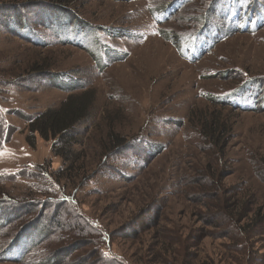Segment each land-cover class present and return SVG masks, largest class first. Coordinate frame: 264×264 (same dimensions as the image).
I'll return each instance as SVG.
<instances>
[{
    "label": "rangeland",
    "instance_id": "374dc122",
    "mask_svg": "<svg viewBox=\"0 0 264 264\" xmlns=\"http://www.w3.org/2000/svg\"><path fill=\"white\" fill-rule=\"evenodd\" d=\"M25 1L0 0V120L9 126L6 132L0 122V136L9 137L0 146V176L63 165L51 142L15 112L31 118L92 90L93 115L77 127L72 147L79 155L74 176H89L79 188L61 181L48 194L65 197L59 236L42 248L33 232L7 250L21 262L0 264H37L53 249L60 264H103L97 253L119 264H264V227L246 234L237 228L257 212L264 222V85L253 99L244 93L232 101L235 109L207 100L250 80L264 82V0H71L74 19L30 6L19 11L27 16L19 29L4 13ZM197 21L213 23L207 39L190 36L185 53L202 52L191 60L176 45ZM217 27L222 35L213 38ZM35 66L52 76L31 74ZM212 112L229 132L224 154L199 133L200 114ZM108 132L127 143L125 151L104 154L113 146ZM151 145L161 152L150 158ZM36 178L0 179V197L39 198L45 188ZM228 199L244 216L237 227L216 216ZM38 208L34 222L47 210ZM69 210L89 229L69 222ZM68 232L80 239L66 241Z\"/></svg>",
    "mask_w": 264,
    "mask_h": 264
},
{
    "label": "trees",
    "instance_id": "16d2710c",
    "mask_svg": "<svg viewBox=\"0 0 264 264\" xmlns=\"http://www.w3.org/2000/svg\"><path fill=\"white\" fill-rule=\"evenodd\" d=\"M214 1H212L209 5L210 13L212 12L211 17L214 16L215 13ZM70 2L71 0H26L24 3L20 2L18 4H11L10 8L8 10H5L6 12L4 13V15L8 24L13 21L12 24L16 25L19 29L23 25H27V16L23 15V13H20L19 11L23 9L28 10L30 6L35 7L38 13H43L46 15H49L53 12L66 13L67 15H69V20H71L74 19V16H72L70 10L67 9V6ZM21 5L23 6L21 7ZM207 17H209V14ZM195 18L201 19V17ZM39 20L40 18L38 19L37 16V24H39ZM188 20L190 21L193 19H186V21ZM183 21L185 20L183 19ZM212 23L213 22L210 21H202L200 23L197 21L194 26L187 25L186 29H183V41L181 42V44L176 45L179 54L191 60L199 59L202 56V52H199V54H196L194 57H188V53H185V50H187L186 47H191L189 40L190 36L193 37L192 35L197 36L201 40L207 39L208 37L203 34L206 32L207 27H210ZM218 28L219 27H217L213 32V38H216V36L220 37L222 35V31H219L222 29ZM234 30L238 31V29ZM185 32H187L188 35H186ZM36 73H47V75L49 74L50 77L52 76L49 71L39 70V67L35 66L31 70V74ZM31 74L29 73V75ZM259 85L263 86L264 82L250 80L242 85H239L232 91L224 93L223 95L207 96V100L211 104L227 105L235 109L237 108V105L234 104L232 101L242 97V95L244 96L245 94H249L250 97L253 99L259 93L256 87ZM94 99V92L92 90H89V92L84 91L79 94H70L62 103H60L58 107L48 108L31 118L24 116L21 111L15 112L16 115L20 116L21 118L27 121L28 127L32 133H37L46 141L51 142L52 153L61 158V160L63 161V165L59 167L58 170L54 171L50 169V165L47 167L43 165H35L32 167V171L35 172L34 175L31 172L28 173V170L26 168H22L14 174L0 176V179L12 180L18 179L20 177L30 178L36 175V179L41 182L40 185L45 188L43 190L44 193L39 192L42 198H40L41 196L39 198L33 196V193H28L27 196L25 195L20 200L10 202L12 201L10 198L6 197L3 194L1 195L3 197H0V240L4 238V241L2 242L3 244L0 245V260L21 262L20 260L22 259V257H6L5 255L7 253V250L17 245L22 238L29 236L33 237V232L39 234V236L35 238L36 240L34 245L36 247L42 246L43 248V244L47 243L46 241L53 240L54 237H57L56 235H58L60 231L64 230L65 222L64 220H62L61 222L62 217H60L59 212H61L64 207L63 205L65 203V197H62L61 200H55L48 194L62 187V185L59 186L58 182L63 181V186H65L66 188L69 187V185H73L76 186V188H79L80 186H83V181L86 180L89 176L87 172L83 171L80 176H74V172L77 169V167H75V163L78 160L79 155L72 147L79 142V133L77 131V127L84 121H87L93 115ZM198 123L200 126L199 133L203 135V138L209 143L210 146L218 150L220 154H224V149L226 148L228 143V140L226 139V137H224V135H227L229 132H227V128L223 126L221 122L217 119V115L212 112L210 113V117H208L207 115H205V113H201L200 120L198 121ZM1 124L7 132L9 126L4 125V123L2 122ZM1 129L2 126L0 127V130ZM108 133L109 136L107 137L109 140V144L113 146L107 147L104 151V154L106 156H111L112 154L118 151H125L124 149L126 148L127 143L122 141V138L119 139L118 136H114L113 134H111V132ZM227 136H229V134ZM8 138L9 137L7 134L3 137L0 136V146L6 140H8ZM137 143L140 145L141 140H137ZM145 145H147V143H145ZM148 148L150 151L148 153V156L150 158L161 152V149H159V147L156 145H151ZM44 179L49 181V185H46L44 182H42ZM224 205L225 210L223 209V211H218L216 215L217 218L222 220L224 219L227 222H230L231 227H237V224L241 222L244 216L242 218H239L240 213L234 211V206L230 205L229 199L226 200L223 206ZM38 207L47 210L44 214L41 213L38 220H35L34 222V220H31V215L35 214L36 210H39ZM69 212L72 214V216L68 219V221L73 222L74 220H77L80 223L79 227H81L82 231H85V227H88L87 225L90 224L88 223L89 221L87 222L83 220L81 215H78V213L76 212H72L71 210H69ZM257 225H259L260 230H263L264 222L260 216V213L258 212L251 216L247 220V222L241 224V226H238L237 228L243 234H246L247 230L256 231ZM16 227L18 228L16 229L18 231H15ZM82 231L79 230L77 232ZM62 236L63 238L65 237L64 239L66 241L68 239H80V236L73 238L71 234H69V232L63 233ZM98 241L99 238L96 237H91L89 240L91 244L95 245L98 244ZM60 255L61 254L57 253V251L53 249L46 258L39 261L37 264H60ZM97 258L100 261H104L103 264H113L112 262H115V264H119L117 260L115 261V258H104L101 256L100 253H97ZM62 259H64V256L62 257ZM251 262L257 263L259 262V260L251 258Z\"/></svg>",
    "mask_w": 264,
    "mask_h": 264
},
{
    "label": "crops",
    "instance_id": "0c3cea01",
    "mask_svg": "<svg viewBox=\"0 0 264 264\" xmlns=\"http://www.w3.org/2000/svg\"><path fill=\"white\" fill-rule=\"evenodd\" d=\"M219 37V36H218Z\"/></svg>",
    "mask_w": 264,
    "mask_h": 264
}]
</instances>
